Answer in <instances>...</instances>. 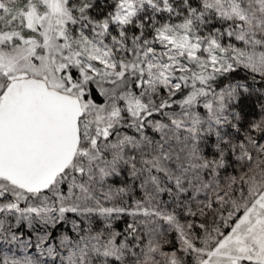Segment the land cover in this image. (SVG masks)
<instances>
[{
  "label": "snow or ice",
  "instance_id": "obj_1",
  "mask_svg": "<svg viewBox=\"0 0 264 264\" xmlns=\"http://www.w3.org/2000/svg\"><path fill=\"white\" fill-rule=\"evenodd\" d=\"M0 264H264V0H0Z\"/></svg>",
  "mask_w": 264,
  "mask_h": 264
}]
</instances>
